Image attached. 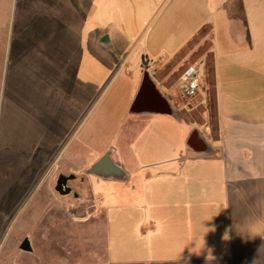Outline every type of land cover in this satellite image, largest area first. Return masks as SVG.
I'll use <instances>...</instances> for the list:
<instances>
[{
  "label": "crops",
  "instance_id": "0c3cea01",
  "mask_svg": "<svg viewBox=\"0 0 264 264\" xmlns=\"http://www.w3.org/2000/svg\"><path fill=\"white\" fill-rule=\"evenodd\" d=\"M205 26L216 137L195 153V128L170 96L173 116L129 107L145 65L168 62ZM121 76L113 144L81 166L86 117ZM108 151L126 178L86 179L81 264H264V0H0V264H42L24 228L59 227L43 189Z\"/></svg>",
  "mask_w": 264,
  "mask_h": 264
},
{
  "label": "rangeland",
  "instance_id": "374dc122",
  "mask_svg": "<svg viewBox=\"0 0 264 264\" xmlns=\"http://www.w3.org/2000/svg\"><path fill=\"white\" fill-rule=\"evenodd\" d=\"M210 32V26L203 27L199 33L168 62H159L157 66L152 67L151 73L160 82L168 78V84H171L175 81L183 68L197 61L204 60L207 70V86L209 92L207 101L201 103L200 98L186 99L176 95L174 96V102L176 107H178L180 115L185 119L181 120H184V122H191L194 128L199 130L202 137L208 134L215 138L217 122L213 78L211 79L213 73L210 71V62L212 61ZM130 62L132 65L128 70H132L133 66H135L138 61L133 58ZM124 79V76H121L105 98L91 107L86 117L87 123L81 131L79 138L82 139L83 136L90 140L87 146L88 150L80 149L83 155L79 160L81 166L91 162L96 158V154H99L110 144H113L116 134L115 129L117 128V123L115 122L118 118L117 111L121 104L123 107L125 105L124 98L117 101V97L121 93H119L118 88L123 86ZM110 113L113 114L112 117ZM103 117H110L109 120L112 121H110L108 125L102 126V129H100V120ZM70 130L71 129L66 133V137L68 138L69 135H71ZM86 170L73 173L76 175V178L68 182V185L72 188V192L68 195L63 196L55 191L54 186L56 181H52L54 184V186H51L52 192L48 193L46 189L42 191V207L46 210L44 212V217L47 220L52 219L54 214L53 212L50 213V208L57 209L58 213L56 216L59 227L24 228V231L26 233L28 232V235H31L33 239L32 246L41 252L42 264H81L84 260L87 250L84 241L86 240L89 230L87 227L89 223L87 222V218L85 219L83 215L85 214V205L93 203L91 200H89L90 203L87 202L90 191L86 184V179H90L91 175H88ZM50 173H52L51 170L49 171V174ZM81 179H85V182L82 183ZM91 211V221L95 222V225H102V213ZM12 231H14V229H11V232ZM20 232H22V230L16 232L17 235ZM91 236H93V241L91 242H94V244H92V249H96L98 247V242H102V235L96 230L95 235L91 234ZM51 254L58 259L50 258ZM27 263H29V260Z\"/></svg>",
  "mask_w": 264,
  "mask_h": 264
},
{
  "label": "water",
  "instance_id": "95a60500",
  "mask_svg": "<svg viewBox=\"0 0 264 264\" xmlns=\"http://www.w3.org/2000/svg\"><path fill=\"white\" fill-rule=\"evenodd\" d=\"M129 113L134 115H175L173 104L156 86L147 69H144L143 71L141 82L130 104ZM186 146L195 153H204L209 151L207 143L197 128L193 129L187 137ZM86 173L88 175L101 178H126V173L123 168L112 160L111 151L106 152L96 162L90 165V167L86 170ZM75 178L76 175L73 173H60L55 182V191L63 196L70 194L72 192V188L68 185V182L74 180ZM21 248L30 250L27 241L23 243Z\"/></svg>",
  "mask_w": 264,
  "mask_h": 264
},
{
  "label": "built area",
  "instance_id": "2783aa9c",
  "mask_svg": "<svg viewBox=\"0 0 264 264\" xmlns=\"http://www.w3.org/2000/svg\"><path fill=\"white\" fill-rule=\"evenodd\" d=\"M151 68L148 64L144 67L151 74L150 76L159 90L165 96H170L171 100H174V96L179 95L186 99L200 98L201 103L207 101L209 92L207 86V70L204 60L197 61L183 68L171 84H168V79L163 82L158 81L151 73Z\"/></svg>",
  "mask_w": 264,
  "mask_h": 264
},
{
  "label": "trees",
  "instance_id": "16d2710c",
  "mask_svg": "<svg viewBox=\"0 0 264 264\" xmlns=\"http://www.w3.org/2000/svg\"><path fill=\"white\" fill-rule=\"evenodd\" d=\"M211 65H210V71H212L213 73V61L210 62ZM143 64H144V60H143ZM213 78V76H211V79ZM214 81V80H213Z\"/></svg>",
  "mask_w": 264,
  "mask_h": 264
}]
</instances>
